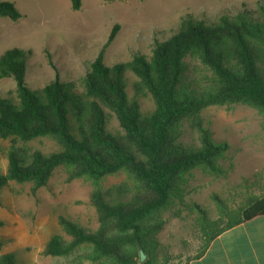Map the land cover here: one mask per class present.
Returning <instances> with one entry per match:
<instances>
[{
  "label": "trees",
  "instance_id": "trees-1",
  "mask_svg": "<svg viewBox=\"0 0 264 264\" xmlns=\"http://www.w3.org/2000/svg\"><path fill=\"white\" fill-rule=\"evenodd\" d=\"M244 4V9L217 15L182 14L169 34L155 38L151 53L135 52L131 60L109 65L105 53L121 28L116 23L81 80L59 77L33 87L27 79L31 50L14 47L0 55V79L13 78L17 84L15 91L0 94V158L5 153L8 159L7 170L0 167V205L11 182L31 183L36 194L61 167L68 182L86 178L94 185L91 199L99 228L91 230L62 215L69 238L53 234L44 255L82 250L81 260L93 264H157L154 236L161 225L154 217L184 195L194 170L227 172L220 160L231 145L215 138L203 110L244 103L264 115V0L256 8ZM71 5L79 10L83 0H71ZM0 16L19 20L23 13L14 1L0 0ZM188 58L201 61L210 74H193ZM129 73L137 77L134 96ZM141 94L153 97L152 110L143 109ZM112 115L121 130L110 128ZM186 121L199 132V144L182 139ZM41 138L55 140L59 149H34L30 142ZM4 141L10 142L7 150ZM118 173H125L126 180L104 185ZM214 197L224 224L210 221L200 209L207 221L206 243L194 258L222 232L264 214V195H252L237 208ZM5 244L0 236V250ZM142 254L146 259L140 263ZM21 262L16 253L0 255V264Z\"/></svg>",
  "mask_w": 264,
  "mask_h": 264
},
{
  "label": "rangeland",
  "instance_id": "rangeland-1",
  "mask_svg": "<svg viewBox=\"0 0 264 264\" xmlns=\"http://www.w3.org/2000/svg\"><path fill=\"white\" fill-rule=\"evenodd\" d=\"M23 17L12 20L0 16V55L7 49L20 47L31 50L27 79L33 87L46 85L57 78L81 80L93 60L108 41L116 23L121 28L107 47L105 61L109 65L129 61L135 52L151 53L156 37L169 34L185 13L217 15L220 10L238 11L245 2L258 7L260 0H83L74 10L71 0H11ZM48 52L52 54L50 62ZM193 74L203 78L210 71L198 59L188 58ZM129 90L135 95L137 77L129 73ZM13 78L0 79V94L15 91ZM145 111L154 108L151 95L141 94ZM205 123L216 139L227 140L231 147L220 164L227 170L215 174L196 169L190 175L182 197L174 198L154 222L161 228L155 233L156 263L186 264L204 247L206 220L220 221V209L214 195H219L232 207L242 206L252 196L264 195V115L249 104L213 105L203 110ZM121 130L112 115L109 124ZM182 139L200 143L199 132L189 121L183 125ZM9 141H4L7 147ZM34 149L51 152L59 149L57 142L41 138L30 142ZM0 167L7 170L8 159L2 154ZM66 168L55 171L48 184L32 193L31 183L11 182L1 194L0 236L6 240L0 255L16 253L22 264H93L79 257L82 250L69 256H47L42 253L55 233L69 235L60 223L64 215L77 220L91 230L99 228V216L92 203L93 183L86 178L68 182ZM125 173L110 175L104 181L109 187L126 180ZM214 228V227H213ZM81 260V261H79ZM145 260L140 258V263Z\"/></svg>",
  "mask_w": 264,
  "mask_h": 264
},
{
  "label": "crops",
  "instance_id": "crops-1",
  "mask_svg": "<svg viewBox=\"0 0 264 264\" xmlns=\"http://www.w3.org/2000/svg\"><path fill=\"white\" fill-rule=\"evenodd\" d=\"M191 264H264V214L217 236L206 252Z\"/></svg>",
  "mask_w": 264,
  "mask_h": 264
},
{
  "label": "water",
  "instance_id": "water-1",
  "mask_svg": "<svg viewBox=\"0 0 264 264\" xmlns=\"http://www.w3.org/2000/svg\"><path fill=\"white\" fill-rule=\"evenodd\" d=\"M145 259H146V255L142 254V260H145Z\"/></svg>",
  "mask_w": 264,
  "mask_h": 264
}]
</instances>
